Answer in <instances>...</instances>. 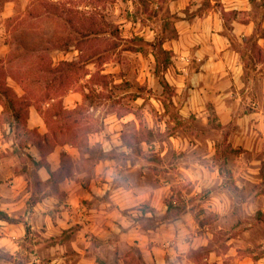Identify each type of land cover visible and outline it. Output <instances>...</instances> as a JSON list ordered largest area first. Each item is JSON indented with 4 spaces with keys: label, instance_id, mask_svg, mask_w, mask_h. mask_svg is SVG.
Segmentation results:
<instances>
[{
    "label": "crops",
    "instance_id": "crops-1",
    "mask_svg": "<svg viewBox=\"0 0 264 264\" xmlns=\"http://www.w3.org/2000/svg\"><path fill=\"white\" fill-rule=\"evenodd\" d=\"M32 1L0 8L5 83L24 108L17 130L0 100V264H264V0H117L139 11L120 26L140 77L138 149L122 137L136 114L105 95L108 78L127 86L124 66L83 59L114 38L92 33L95 20L82 48L57 38L48 53L11 54L13 19ZM161 35L166 90L151 47ZM42 59L80 69L49 83Z\"/></svg>",
    "mask_w": 264,
    "mask_h": 264
},
{
    "label": "rangeland",
    "instance_id": "rangeland-1",
    "mask_svg": "<svg viewBox=\"0 0 264 264\" xmlns=\"http://www.w3.org/2000/svg\"><path fill=\"white\" fill-rule=\"evenodd\" d=\"M8 0H0V8ZM19 6H23L25 0H14ZM104 4L110 3L109 11L103 12L99 8ZM117 0H34L31 2V5L34 7L33 12L27 13L28 17H24L23 13L18 14L13 19V29L18 30V32L12 36L15 37L13 41V51L12 55H20L25 51H30L35 48H42L44 52H50V49L55 46V40L57 38L62 39L63 44L69 42V39L76 38L79 39L80 36H77V28L85 27L87 23L91 20H95L98 24V27L95 31H103L111 33L113 37H99L96 40H93L89 45H86L84 48V57L86 55H100L97 61L98 68L101 67L100 59L103 61H119L125 68V72L121 70L120 74L117 77L122 78V80L127 82L116 88L113 84L115 81L112 78L105 80L107 87L109 89L112 86V91L108 92L111 95V107L115 110L117 109L116 102H121L122 111H131L136 114L138 121L129 122L122 129V137L124 142L131 145L134 149L139 148V115L142 112L139 109V104H135V87L139 85L140 77L136 75L134 71L135 67V55L134 54H125L123 48L130 46L127 42H124L125 35L124 30L120 29L121 21L124 18H129L132 16V21H135L139 17V11L134 10L131 14L127 11H123L122 6H117ZM91 6V7H90ZM42 8V10H41ZM90 8V9H87ZM95 8V9H94ZM44 9V10H43ZM149 13V12H148ZM89 14V16H88ZM42 15V17H40ZM131 15V16H130ZM31 22H27L26 18H29ZM29 20V21H30ZM26 21V23H25ZM74 27V28H73ZM131 30V28H130ZM84 31H87L84 29ZM171 29L168 30L170 32ZM14 32V31H12ZM12 37V39L14 38ZM129 41V40H127ZM31 48H28L30 47ZM63 46V45H61ZM63 50H67L66 46H63ZM139 48L149 51L148 47L143 45L139 41ZM43 53V52H42ZM146 58L139 57V67L144 62V67H147ZM126 77V78H124ZM126 79V80H125ZM148 80V77L145 76V83H152ZM155 83L156 80L154 81ZM139 87V86H137ZM127 90V94L122 95L123 90ZM153 94V93H152ZM150 92L143 91L141 96H143L146 102L150 105L152 97ZM139 97V93L137 95ZM103 110V109H102ZM154 111L149 109V112ZM174 117H177L175 112H171ZM178 123V122H177ZM176 127H183L182 123L176 124ZM161 135H157L156 139H159ZM248 223V220H245ZM254 231H261L255 229ZM32 240H37V237H33Z\"/></svg>",
    "mask_w": 264,
    "mask_h": 264
},
{
    "label": "trees",
    "instance_id": "trees-1",
    "mask_svg": "<svg viewBox=\"0 0 264 264\" xmlns=\"http://www.w3.org/2000/svg\"><path fill=\"white\" fill-rule=\"evenodd\" d=\"M177 19V17H176ZM74 28V27H73ZM84 29L86 30L85 27H81V28H77L76 32L80 35V39H77L76 42L72 43V42H67L64 43L63 46H70L71 44H73L74 46H76L77 48H82V45L84 44V41L82 40L83 37H87L89 34L85 33ZM92 32V31H91ZM92 33H98V32H92ZM91 33V34H92ZM164 35H161L156 44L152 45V50L154 52V55L156 57L157 60V70H156V74L158 77H160L161 79V84L165 87V90L167 89V86L164 82V80H162V76H161V72H163V70L166 68L167 63H168V53L163 51L161 48V44L162 41L164 40ZM128 50L132 49L133 47H127ZM34 51V50H33ZM2 63L3 61L0 59V100L3 103V107H4V112L7 114H10L12 117L16 120V129L18 130L20 127H23L24 124L21 121L22 115H23V111L24 108H16L15 104H16V98L14 96V94L12 93V91L6 87V83H5V79H6V74L5 71L2 67ZM39 64V68L42 72L45 73V75H47L49 77V83H53L55 82L57 79L59 78H63L62 81H66L68 76H70L71 73L77 72L80 67L77 64L74 63H68V62H63L60 63L57 67H52L50 61L42 59V61L38 62ZM78 113L77 111L74 112H59L58 114L63 115V116H72L74 114ZM60 175L59 173H52L51 176L53 179H56L57 176ZM0 218H4L7 221H10V219H8L5 215L0 214Z\"/></svg>",
    "mask_w": 264,
    "mask_h": 264
}]
</instances>
